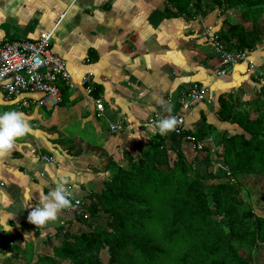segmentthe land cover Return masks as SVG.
Here are the masks:
<instances>
[{
	"label": "crops",
	"instance_id": "0c3cea01",
	"mask_svg": "<svg viewBox=\"0 0 264 264\" xmlns=\"http://www.w3.org/2000/svg\"><path fill=\"white\" fill-rule=\"evenodd\" d=\"M196 2L183 13L170 16L168 0H0V40H33L52 30L51 50L63 58L71 79L70 84L60 85V105L49 110L35 103L23 106L17 98H5L0 91V111L19 110L31 125L7 154L0 155V192L9 194L14 205L11 210H15L8 218L11 231H0V264H34L37 257L50 253L44 250V238L50 237L65 216L58 213L44 225L30 222V206L38 203L36 187L47 192L55 180L68 177L67 187L74 197L99 191L111 173L107 169L100 177V166L106 170L109 158L118 151L121 161L124 152L135 155L155 134L142 120L151 112L184 115L185 128L195 129L202 116L220 124L214 121L219 97L236 110L250 111L247 102L264 84V38L256 50L249 51L253 68L240 62L218 76L216 72L223 65L202 33L204 28L213 25L221 32L232 22L246 29L251 23L237 11L227 13L210 0ZM258 25L264 27V15ZM84 75L91 78L89 95L80 82ZM191 82L207 86L208 93L184 109L177 98ZM22 97L36 98L38 94ZM94 98L102 100V115ZM102 122L107 125L105 133ZM227 128L238 129L236 124ZM219 130L221 127L203 138L196 137L206 143L201 150H194L181 138V150L203 176L207 174L204 148H210L208 157L213 159V141ZM87 131L96 137L86 135ZM99 133H103L102 139ZM163 136L173 157L169 148L179 146L177 135L170 131ZM116 163L124 164L120 160ZM26 203L29 206L24 207ZM8 211L5 208L4 214ZM45 249L51 250L49 246ZM255 261L260 264L257 258Z\"/></svg>",
	"mask_w": 264,
	"mask_h": 264
},
{
	"label": "trees",
	"instance_id": "16d2710c",
	"mask_svg": "<svg viewBox=\"0 0 264 264\" xmlns=\"http://www.w3.org/2000/svg\"><path fill=\"white\" fill-rule=\"evenodd\" d=\"M168 1L172 8L166 9L167 14L177 16L201 0ZM210 1L227 13L237 11L251 23L246 29L232 22L219 32L226 47L256 50L264 38V27L258 25L264 0ZM261 94L264 84L247 102L249 112L236 110L219 97L214 119L219 125L202 116L195 129L184 127L183 134L197 138L221 127L213 141V159L208 157L210 148H204L209 181L185 156L178 135L179 146L169 148L173 157L164 146V136L155 133L140 152H124V164L109 158L106 169L111 173L101 189L83 196L78 214L59 212L65 217L53 238L60 242L49 245L50 253L37 257L34 264H257L256 249L264 244V216L243 207L247 191L243 182L247 177L264 178ZM233 124L238 129L230 131L227 127ZM94 218L103 219L104 226ZM48 243L50 237L45 236L44 246Z\"/></svg>",
	"mask_w": 264,
	"mask_h": 264
},
{
	"label": "built area",
	"instance_id": "2783aa9c",
	"mask_svg": "<svg viewBox=\"0 0 264 264\" xmlns=\"http://www.w3.org/2000/svg\"><path fill=\"white\" fill-rule=\"evenodd\" d=\"M208 25L204 28L203 34L212 46L213 53L220 59L222 67L216 74L223 75L228 69L240 62H246L249 68L254 67L248 50L234 49L226 47L219 31ZM52 37L51 31L41 32L35 39H13L0 40V91L5 98H17L20 104L28 106L30 103L42 107L46 110L55 108L61 101L60 85L70 84V73L66 68V63L57 54L53 53L50 47ZM86 94H91L93 86L91 78L84 75L81 80ZM208 93V87L197 82L187 84L178 95V103L184 109H189L193 104L203 100ZM38 94L36 98L25 99L23 95ZM95 107L98 114L102 115L104 109L102 100L94 98ZM162 117L158 111H153L143 122L148 124ZM177 120L173 131L175 135L182 136L184 140L191 144L194 150L203 149L204 140H198L194 135L184 132L185 116L175 115ZM43 159L50 158L43 156ZM226 170V169H225ZM226 174L229 172L226 170ZM72 203L70 207L62 209L65 214H78L83 205L82 197H70Z\"/></svg>",
	"mask_w": 264,
	"mask_h": 264
},
{
	"label": "clouds",
	"instance_id": "9594fccd",
	"mask_svg": "<svg viewBox=\"0 0 264 264\" xmlns=\"http://www.w3.org/2000/svg\"><path fill=\"white\" fill-rule=\"evenodd\" d=\"M165 111L167 112L169 109L166 108ZM176 124L177 120L174 116L164 115L160 119L150 122L148 126L153 133L165 135L174 130ZM30 128V123L21 111L16 109L0 111V155L7 154L13 148L15 141L26 135ZM68 182V177L57 179L54 186L47 192L37 186L35 192L38 193V203L30 206L31 210L28 212L27 219L36 226L44 225L55 220L62 209L70 207L72 192L67 187ZM31 197L32 195L29 194L28 201ZM26 206H29V203H26L24 207ZM13 207V201L9 194L0 192V217H2L0 219V231H11L8 218L15 212V210H11ZM5 208L9 209L6 215L4 214Z\"/></svg>",
	"mask_w": 264,
	"mask_h": 264
},
{
	"label": "rangeland",
	"instance_id": "374dc122",
	"mask_svg": "<svg viewBox=\"0 0 264 264\" xmlns=\"http://www.w3.org/2000/svg\"><path fill=\"white\" fill-rule=\"evenodd\" d=\"M102 123L103 124H101V128H102L103 132L107 131V127H106L107 125L104 122H102ZM85 134L86 135H90V136L92 135V134L88 133V131ZM98 135H99V138L102 139L103 133H99ZM92 137H93V135H92ZM94 137H96V135H94ZM94 137H93V139H94ZM105 153H107V152L105 151ZM111 158H113V160L116 161V162H119V160H120L121 163H125L126 162V159H124V161H121L120 151H118L117 153H113ZM100 168L103 170V173H102V175L100 177L103 178L104 174H107V173H104V172L107 171V169L105 170L103 166H100ZM202 173L203 172H201V174ZM207 174H205L204 176H207ZM207 178H209V177H207ZM221 179L222 178H220V180ZM206 180L209 181L208 179H206ZM101 181L99 180L98 182L100 183ZM98 182H97V184H98ZM205 183H208V182H205ZM243 183H245L244 187L247 188V191L244 193L245 201H244V206L243 207L244 208L250 207L254 211V213H256V214H258L260 216H264V179L261 178V177H258V176L247 177V178L244 179ZM98 188H99V185H98ZM93 220L98 222V223H100V224H102V225L104 224V220L103 219L94 218ZM75 226H78V224L75 225ZM71 230L75 231L76 229H75V227H73ZM54 232L55 231L51 232L52 234L50 235V243L46 244V246L44 247V250L47 251V252H50V251H49V249H45V248H48V246L51 245V244L55 245V244H59V242H60V238L59 239H54L53 238ZM255 254H256V256L254 257V259L256 260V258H257V260H258V262L260 264H264V244H261V246H259L256 249ZM100 255H101V257L103 258L104 261H107V256H106V253L104 251H102L100 253ZM61 264H69V263H68V261H62Z\"/></svg>",
	"mask_w": 264,
	"mask_h": 264
},
{
	"label": "bare ground",
	"instance_id": "6f19581e",
	"mask_svg": "<svg viewBox=\"0 0 264 264\" xmlns=\"http://www.w3.org/2000/svg\"><path fill=\"white\" fill-rule=\"evenodd\" d=\"M169 159V158H168ZM108 166V165H107ZM31 241V240H30ZM250 253V252H249Z\"/></svg>",
	"mask_w": 264,
	"mask_h": 264
}]
</instances>
